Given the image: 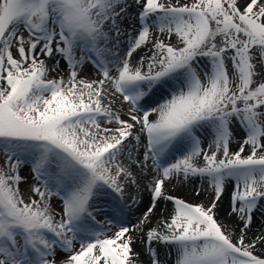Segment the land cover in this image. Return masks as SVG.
<instances>
[{"label": "snow or ice", "instance_id": "snow-or-ice-1", "mask_svg": "<svg viewBox=\"0 0 264 264\" xmlns=\"http://www.w3.org/2000/svg\"><path fill=\"white\" fill-rule=\"evenodd\" d=\"M0 264H264V0H0Z\"/></svg>", "mask_w": 264, "mask_h": 264}, {"label": "rangeland", "instance_id": "rangeland-1", "mask_svg": "<svg viewBox=\"0 0 264 264\" xmlns=\"http://www.w3.org/2000/svg\"><path fill=\"white\" fill-rule=\"evenodd\" d=\"M184 191H185L184 189H180V190L178 189L177 190L178 194H180V195H183L184 194Z\"/></svg>", "mask_w": 264, "mask_h": 264}, {"label": "bare ground", "instance_id": "bare-ground-1", "mask_svg": "<svg viewBox=\"0 0 264 264\" xmlns=\"http://www.w3.org/2000/svg\"><path fill=\"white\" fill-rule=\"evenodd\" d=\"M178 189L180 190V189H182V188H178ZM178 189H177V190H178Z\"/></svg>", "mask_w": 264, "mask_h": 264}]
</instances>
